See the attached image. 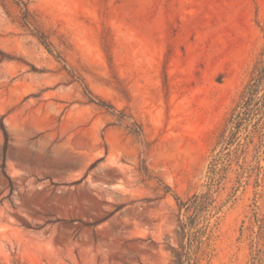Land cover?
Returning <instances> with one entry per match:
<instances>
[{
    "label": "rangeland",
    "instance_id": "rangeland-1",
    "mask_svg": "<svg viewBox=\"0 0 264 264\" xmlns=\"http://www.w3.org/2000/svg\"><path fill=\"white\" fill-rule=\"evenodd\" d=\"M263 50L264 0H0V264H173L202 192L197 264H264Z\"/></svg>",
    "mask_w": 264,
    "mask_h": 264
},
{
    "label": "trees",
    "instance_id": "trees-1",
    "mask_svg": "<svg viewBox=\"0 0 264 264\" xmlns=\"http://www.w3.org/2000/svg\"><path fill=\"white\" fill-rule=\"evenodd\" d=\"M264 82V50L260 60L254 67V75L244 90V101L242 110L233 118L234 127L241 122L243 108L248 109V105L254 100L259 87ZM233 134V133H232ZM227 136L221 135V140L226 141ZM165 189H168L165 186ZM174 200L178 209V246L172 248L175 257L173 264H197L198 254L203 244V237L209 227L211 207L213 198L209 192L193 193L186 199L174 195ZM207 238V237H206Z\"/></svg>",
    "mask_w": 264,
    "mask_h": 264
}]
</instances>
